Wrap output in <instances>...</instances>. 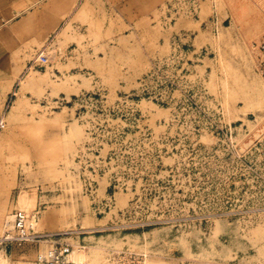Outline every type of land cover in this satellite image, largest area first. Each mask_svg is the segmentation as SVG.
I'll list each match as a JSON object with an SVG mask.
<instances>
[{
	"label": "rangeland",
	"instance_id": "obj_1",
	"mask_svg": "<svg viewBox=\"0 0 264 264\" xmlns=\"http://www.w3.org/2000/svg\"><path fill=\"white\" fill-rule=\"evenodd\" d=\"M27 1L34 45L0 71V236L25 211L86 264H264V0Z\"/></svg>",
	"mask_w": 264,
	"mask_h": 264
},
{
	"label": "built area",
	"instance_id": "obj_2",
	"mask_svg": "<svg viewBox=\"0 0 264 264\" xmlns=\"http://www.w3.org/2000/svg\"><path fill=\"white\" fill-rule=\"evenodd\" d=\"M259 52L258 71L264 77V42L258 44ZM49 56L44 51L38 52L33 60L35 67L43 68L49 64ZM4 129V123H0V130ZM38 213L15 211L11 220L6 222L4 233L0 236V246L29 245L36 251V264H86L76 260L74 247L64 237L71 232L43 233L35 231L33 222ZM86 246L79 244V250H86ZM110 261V260H109ZM136 264H141L140 260Z\"/></svg>",
	"mask_w": 264,
	"mask_h": 264
},
{
	"label": "crops",
	"instance_id": "obj_3",
	"mask_svg": "<svg viewBox=\"0 0 264 264\" xmlns=\"http://www.w3.org/2000/svg\"><path fill=\"white\" fill-rule=\"evenodd\" d=\"M59 7H62L59 0H51L42 6L40 16H58ZM33 8L27 0H0V71L15 70L16 64L27 55L23 48L34 45L25 36L33 19Z\"/></svg>",
	"mask_w": 264,
	"mask_h": 264
},
{
	"label": "bare ground",
	"instance_id": "obj_4",
	"mask_svg": "<svg viewBox=\"0 0 264 264\" xmlns=\"http://www.w3.org/2000/svg\"><path fill=\"white\" fill-rule=\"evenodd\" d=\"M9 218H10V217H9ZM10 219H11V218H10ZM35 222H36V221H35ZM35 222H33V225H34ZM5 224H6V223H5ZM81 262H82V261H81Z\"/></svg>",
	"mask_w": 264,
	"mask_h": 264
}]
</instances>
